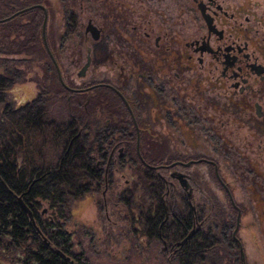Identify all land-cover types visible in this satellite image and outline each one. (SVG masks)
Masks as SVG:
<instances>
[{
	"label": "flooded vegetation",
	"instance_id": "1",
	"mask_svg": "<svg viewBox=\"0 0 264 264\" xmlns=\"http://www.w3.org/2000/svg\"><path fill=\"white\" fill-rule=\"evenodd\" d=\"M84 1H91L85 19ZM174 4L177 12L166 33H139L132 27L129 35L116 34L112 39L105 34L106 25L129 33L126 26L133 13L126 0H59L61 15L56 21L66 32L58 36L55 51L47 47V52L42 43L50 65L45 72L50 89L43 95L54 93L57 101L76 107L71 115L76 136L101 171L102 182L116 163L132 168L130 155L135 154L163 183V222L187 218L186 232L176 241L144 237L168 248L174 264L177 251L190 247L198 233L200 264H220L214 254L222 249L227 250L228 264H264L260 253L264 249V4L249 0H174ZM32 5L43 7L46 20L54 9L48 0L34 4L0 0V8L13 13ZM37 10L42 22L43 11ZM91 27L94 33L87 30ZM111 41L118 44L115 49L109 47ZM67 47L84 52L78 79L85 80L88 68L99 65L108 69L106 79L66 83L58 59ZM99 96L105 100L98 102ZM112 96L120 103L119 117L113 115L117 110L112 108ZM45 102L39 106L42 120L53 124L61 112L57 109V118L50 119ZM142 153L162 154L163 160L146 165ZM197 166L205 169L226 205H215L216 196L206 186L199 189L200 209L192 206L196 184L187 170ZM161 170L168 171L167 180ZM166 196L171 202L168 209Z\"/></svg>",
	"mask_w": 264,
	"mask_h": 264
},
{
	"label": "trees",
	"instance_id": "2",
	"mask_svg": "<svg viewBox=\"0 0 264 264\" xmlns=\"http://www.w3.org/2000/svg\"><path fill=\"white\" fill-rule=\"evenodd\" d=\"M12 13L13 10L6 7L0 8V18ZM41 18L40 11L32 9L0 24L1 35L10 37V43L16 48L11 54L31 51L45 55L40 36ZM52 80L56 85L54 76ZM4 87L0 80V93ZM112 97L115 101L112 108L117 110L113 115L119 117L120 103L117 97ZM101 100L103 102L105 97L99 96L98 102ZM62 103V112L53 124L43 122L40 107L28 105L8 112L0 124V264L8 261L12 264V258H17V264H90L83 253L74 252V243L59 220L64 218L69 200L83 197L101 185L102 173L76 136L71 120L76 107ZM130 156L136 176L132 189L139 186L150 198L145 208L139 210L138 219L144 226L140 234L148 241H155L158 236L164 241L181 239L186 232L187 218H168L163 222V183L135 154ZM140 157L150 166L163 160L162 154L155 153H142ZM132 189L123 191L125 202L132 195ZM17 198L30 212L32 222ZM41 202L50 210L49 219L40 216ZM170 205L169 201L165 203L167 209ZM170 222L174 223L172 229ZM217 239L222 245V239ZM189 244L190 247L184 245L177 251V264H200L202 242L199 233ZM218 252L227 259L226 249ZM210 257L206 259L211 261Z\"/></svg>",
	"mask_w": 264,
	"mask_h": 264
},
{
	"label": "rangeland",
	"instance_id": "3",
	"mask_svg": "<svg viewBox=\"0 0 264 264\" xmlns=\"http://www.w3.org/2000/svg\"><path fill=\"white\" fill-rule=\"evenodd\" d=\"M48 1L49 4L54 3V9L50 11L45 22L44 38L47 47L55 51L58 36L65 33L66 29L63 24L56 21L61 15L59 0ZM122 1L124 3V0ZM239 1L243 3L245 0ZM249 1L264 4V0ZM126 3L129 12L133 13L132 19L129 16L130 21L126 26L129 33L120 29V26L106 25L105 34L112 39L116 34L129 35L132 27H135L139 33L143 31L152 35L157 32L163 33L177 12L174 0H126ZM88 5H91V1H84L82 4L83 19L89 16ZM137 18H139V23L135 22ZM107 21L110 22V19L108 18ZM10 39V37H3L0 31V80H3L5 85L0 93V124L5 121L8 112L20 110L25 105L30 108L37 105L38 108L43 107L44 100L48 101L45 103L51 116L50 119L57 118L56 110L62 112L63 103L55 99L54 93L48 96L43 95L47 89H50L48 75L45 73L50 68L48 59L41 53L31 51L24 54H11L10 52L15 51L16 48L10 43ZM71 39L72 37L65 42L66 46L72 42ZM116 45H118L116 42L111 41L109 47L115 49ZM79 51L71 50L70 47L61 51L58 63L64 77L63 80L66 83L77 85L89 77L94 80L106 79L109 71L100 65L89 67L85 80L76 77V71L84 62V52L81 50L79 54ZM70 60L74 61L72 65H70ZM115 151L114 156H116ZM165 157L169 155L165 154ZM179 171L182 173L190 171L195 178L196 187L192 185L194 200L191 203L196 210L200 209L202 204L198 194L199 189L206 190V186L210 193L216 196L213 201L215 205H226L221 197L222 192L212 183L205 169L197 166L187 171ZM167 173V170L159 171V174L166 180L168 179ZM135 180L136 176L129 164L116 163L108 170L97 189H93L91 193L83 197L68 201L64 218L59 222L62 229L70 235L74 243V252L83 253L90 264H174L168 248L164 250L157 242L148 243L146 238L140 234L143 225L138 219L139 210L145 208L150 198L145 195L141 187L132 189V183ZM195 188H197L196 191ZM126 189H132L133 192L125 202L122 195ZM164 199L165 202L169 201L168 196ZM49 214L50 210L46 203L41 202V218L49 219ZM240 235L243 241L247 240V234L243 232ZM246 251L248 254L252 253L248 244H246ZM262 251L264 253V249L260 250L261 254ZM216 255L220 257V264H228L222 257V253L217 251ZM12 260V264H17V258H12ZM3 264H10V262Z\"/></svg>",
	"mask_w": 264,
	"mask_h": 264
},
{
	"label": "water",
	"instance_id": "4",
	"mask_svg": "<svg viewBox=\"0 0 264 264\" xmlns=\"http://www.w3.org/2000/svg\"><path fill=\"white\" fill-rule=\"evenodd\" d=\"M35 8H37V9H41V10L43 11V19H42L41 26H40V35H41V39H42L43 46H44L45 50L48 52V48H47L46 43H45V40H44V27H45V21H46V13H45V10L43 9V7H42L41 5H32V6H29V7L25 8V9H22V10H20V11H17V12H15V13H13L12 15H10V16L4 18V19H1V20H0V23L5 22V21H7V20H9V19H12L13 17L19 15V14L22 13V12H25V11H27V10H31V9H35ZM87 30H88L90 33H94L92 27H91V28H87ZM50 57H51V56H50ZM51 61H52L53 64L55 65V63H54V61L52 60V58H51ZM86 66H87V64L84 66V68H85ZM58 78H59V75H58ZM17 201H18V203H20V206H21L22 210H23L25 213H27V216H28V218L30 219V222H32V220H31V216H30V212L27 210V208H26L23 204H21L19 198H17ZM232 237L234 238V232H232Z\"/></svg>",
	"mask_w": 264,
	"mask_h": 264
}]
</instances>
